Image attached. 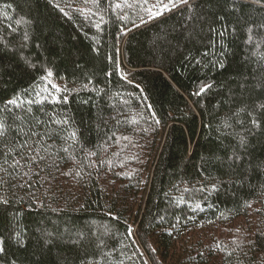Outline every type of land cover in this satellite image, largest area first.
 <instances>
[{
    "label": "trees",
    "instance_id": "trees-1",
    "mask_svg": "<svg viewBox=\"0 0 264 264\" xmlns=\"http://www.w3.org/2000/svg\"><path fill=\"white\" fill-rule=\"evenodd\" d=\"M0 248L264 264V0H0Z\"/></svg>",
    "mask_w": 264,
    "mask_h": 264
},
{
    "label": "snow or ice",
    "instance_id": "snow-or-ice-1",
    "mask_svg": "<svg viewBox=\"0 0 264 264\" xmlns=\"http://www.w3.org/2000/svg\"><path fill=\"white\" fill-rule=\"evenodd\" d=\"M169 2L170 3H172V0H169ZM181 2H187V0H181ZM171 9L170 8H168L167 6H165L161 11H158L157 13H156V15H160V14H162V11H170ZM206 88H208V87H211L210 85H206L205 86ZM204 89L202 88L201 89V91H203ZM253 123H255V121L253 122ZM0 251H3V249L2 248H0Z\"/></svg>",
    "mask_w": 264,
    "mask_h": 264
}]
</instances>
